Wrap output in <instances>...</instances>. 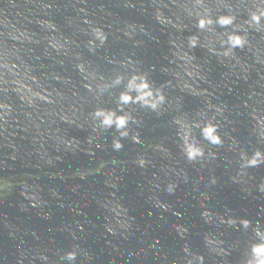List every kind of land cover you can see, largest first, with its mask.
Here are the masks:
<instances>
[{"label":"water","instance_id":"water-1","mask_svg":"<svg viewBox=\"0 0 264 264\" xmlns=\"http://www.w3.org/2000/svg\"><path fill=\"white\" fill-rule=\"evenodd\" d=\"M192 4L0 0V105L10 106L0 107V264L252 258L264 162L245 163L264 153V29L246 21L261 0H205L213 18L236 17L206 30L188 15ZM95 27L107 40L93 49ZM238 27L249 45L225 56ZM133 73L164 94L158 109L120 106ZM117 76L124 82L113 84ZM98 110L130 119L106 128ZM209 123L222 143L204 137ZM185 136L202 156L188 158Z\"/></svg>","mask_w":264,"mask_h":264},{"label":"clouds","instance_id":"clouds-1","mask_svg":"<svg viewBox=\"0 0 264 264\" xmlns=\"http://www.w3.org/2000/svg\"><path fill=\"white\" fill-rule=\"evenodd\" d=\"M203 9V11H200ZM189 16L196 17V26L200 30L210 29L211 26L219 24L223 27L232 26L236 22L235 15L222 14L217 18H213L210 14V9L205 5V0H193L192 7L187 8ZM157 20L161 24L170 23L171 19L167 17L163 11L158 10ZM87 22V21H86ZM49 26L55 28L54 24L48 22ZM249 28L257 31L264 29V0H261V4L258 5L257 10L253 11L250 18L246 21ZM107 40V34L100 27H95L92 30V39L89 41V45L94 49L96 42L99 41L102 46ZM198 43V37L192 36L190 38V45L195 46ZM225 44L229 45L227 50L224 52L225 56H232L237 48L243 49L249 45L248 36L245 32H242L241 28L228 34V38L224 41ZM52 46L59 49L62 47L57 41H52ZM259 62V61H258ZM82 67V66H81ZM247 78V76L245 77ZM124 82L123 76H117L113 81V84L119 85ZM38 95V94H34ZM166 97L159 90L153 89L150 81L146 75L133 73L127 81L126 91L122 92L119 97L120 106L123 107L129 103H140L142 106L151 107L152 109H158L164 102ZM33 102L32 100L29 101ZM0 107H10L7 105H0ZM98 118H102V125L104 127H111L115 125L118 129H123L129 122L130 117L127 115H117L115 111H104L98 110L95 114ZM203 135L206 139L210 140L214 144L222 143L221 137L217 134L216 126L209 123L202 130ZM121 135L126 136L127 132H121ZM185 140V151L189 159H196L198 156L203 155V149L195 143L190 142L187 136ZM122 145L119 141L115 143V147L119 149ZM264 162V153L257 151L250 159H246L245 167L258 165ZM141 164L144 161H140ZM171 190V189H170ZM264 190V186H262ZM243 224L245 227L250 225V221L244 220ZM256 235L261 239V243L255 244L252 247V258L247 264H264V231L260 228L256 229ZM76 254L69 253L68 259L74 260Z\"/></svg>","mask_w":264,"mask_h":264}]
</instances>
